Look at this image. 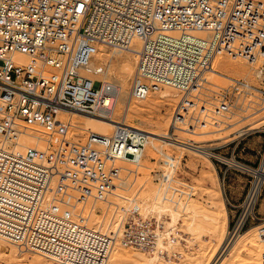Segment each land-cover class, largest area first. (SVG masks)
I'll use <instances>...</instances> for the list:
<instances>
[{
    "label": "built area",
    "instance_id": "built-area-1",
    "mask_svg": "<svg viewBox=\"0 0 264 264\" xmlns=\"http://www.w3.org/2000/svg\"><path fill=\"white\" fill-rule=\"evenodd\" d=\"M135 42L140 51L129 96L143 100L165 87L178 92L173 131L215 127L252 109L246 98L253 91L243 82L214 89L197 84L217 55L248 63L263 58L261 2L0 0V239L6 246L58 264H105L115 242L146 253L156 249L164 235L160 221L143 218L133 198L122 209L107 201L127 183L122 173L136 175L144 133L117 125L109 136L89 133L74 142L58 119L60 111H110L114 81L105 66L89 62L98 46L122 53ZM15 55L28 64L15 63ZM257 72L262 79L264 68ZM27 136L42 147L21 148ZM97 203L113 212L96 209ZM93 213L96 223L89 220ZM170 234L162 236L164 244L174 240Z\"/></svg>",
    "mask_w": 264,
    "mask_h": 264
},
{
    "label": "rangeland",
    "instance_id": "rangeland-1",
    "mask_svg": "<svg viewBox=\"0 0 264 264\" xmlns=\"http://www.w3.org/2000/svg\"><path fill=\"white\" fill-rule=\"evenodd\" d=\"M255 1L264 4V0ZM137 54L134 59L135 66ZM219 57L240 61L241 69L232 72L214 70L212 66L209 69L212 74L211 85L201 86L208 89H214L212 86L227 88L232 80L243 82L254 90L246 98V103L251 102L252 109L249 108L239 116L221 120L223 123L218 128L215 126L203 133L190 135L173 131L171 123L169 126L176 109L175 101L152 93L141 103L131 101L134 110L130 112V116L136 117L133 116L132 120L126 122L156 137H152L154 140L145 144L146 156L136 169L137 175L122 173L127 183L133 182L131 189L127 192L118 189L117 192L127 199H131L138 192L135 203L138 210L149 218L160 219L161 223L163 221L166 225L164 230L174 227L173 231L171 228H167V231L176 238V242L168 245V241L164 246L170 253H176L175 257L163 258L157 253L155 258H151L152 253L124 249L116 243L105 264H264V181H260V178L257 181L256 175L232 166L234 162L256 174L263 169L264 96L260 92H264V73L262 79L258 78L257 69L264 68V52L263 58L255 64L226 55ZM116 75L110 74V78L120 80ZM132 76L125 82L123 90L129 89ZM121 104L118 100L113 108L116 121L121 118L119 113L122 115L126 109V105ZM69 127L68 138L74 142H83L91 132L107 134L112 131L111 127L80 119L70 120ZM200 130L202 129L194 132ZM166 132L173 139L179 140L167 138ZM173 142L202 147L207 152H212L214 157L210 159L213 156L210 153L200 156L174 146L176 144ZM172 154L178 158L175 169L166 168L162 164V156L170 157ZM122 166L133 170L129 165ZM164 171L166 177L161 182L156 181L155 172ZM232 181H236L245 191L243 203L237 210L227 199V186ZM255 184L260 185L256 198L247 203ZM96 209L103 210L105 205L97 203ZM158 245L163 247L161 242ZM216 254L217 258L212 263ZM0 264L58 263L46 257H29L21 247L10 246V251L0 247Z\"/></svg>",
    "mask_w": 264,
    "mask_h": 264
},
{
    "label": "bare ground",
    "instance_id": "bare-ground-1",
    "mask_svg": "<svg viewBox=\"0 0 264 264\" xmlns=\"http://www.w3.org/2000/svg\"><path fill=\"white\" fill-rule=\"evenodd\" d=\"M138 51H140V43H138V42L133 43L128 50H126V51H124L122 53H112L111 54V53H109V51L104 46H98V47H96V51L93 54V57H92V59L89 62V67L90 68H97L99 66H105L106 67V71H107V75L109 77H110V74L111 75L112 74L113 75L114 74H117L116 76L120 77V80L121 79L122 80L120 81V80H117V79L115 80V78L114 79L112 78V80L114 81V85L116 86V89L117 90H116L115 97H114V104H113V106H112V108H111L110 111L101 112V113H99V115H96V116H86V115H82V114L77 113V112H74V111H60L58 113V119L61 122L68 124V132L70 130V127H69L70 120L80 119V120H83V121H86V122H92V123L101 124V125H105V126L111 127L112 128V131L114 130V128L117 125H123V126L129 127V128L135 129L137 131L143 132L144 135H145V138H146V143H148L150 140H154V138L156 136H154V135H152L150 133L144 132V131H142V130L136 128V127H133L131 125H128L126 123L128 120L131 119V117L133 118V116H135V115L130 116V115H132V114H130V112L134 110V106H132L131 101H135L136 103L140 101V103H141V101L144 100V99L143 100H134V99L130 98V96H129V89H127L126 91L122 89L123 86L125 85V82H127V79H129L132 75L134 76V74H135V71H134V66H135L134 59H135V54H137ZM220 55H223V54H220ZM235 59H238V58H235ZM137 60H138V56H137ZM259 60L253 61V62H249V63L247 62V63L248 64H255ZM13 61L15 63L19 64V65L28 64V58L26 56H23V55H15L13 57ZM240 64H242V63H240V61H238V60H236V61H233V59L232 60L231 59L224 60V58H220L219 55H217V56H215L213 58L212 63H211V67L213 66V69L214 70L222 69V70H225V71L231 70L233 72V71H237V70L241 69V65ZM136 65H137V63H136ZM209 69L207 71H205L202 74L201 78L199 79L198 84H197V87L198 88L201 87L202 84L203 85L204 84H207V85L210 84V82H211V75L212 74L210 73ZM135 70H136V66H135ZM133 71H134V74H133ZM207 87H210V86H207ZM212 87L215 88L216 86H212ZM247 88L249 90L254 91L253 88L250 87L249 85H247ZM156 93L160 97L167 98V99H173L175 101V106L180 101V94L178 92H176L175 90H172L170 88L165 87V88L161 89L160 91H158ZM150 95L151 94H149L148 96H150ZM118 100L121 101V103H122L121 105H126V109L122 113V115H121V113H119V115L121 116V118H120L119 121H116V120H114V110H113V108L117 105ZM129 101H130V103H129ZM124 103H126V104H124ZM170 123L171 122L169 121V126H170ZM220 125L221 124L218 123L216 125V128H218V126H220ZM212 127H214V126L212 125L211 127L201 128L202 130H200L198 132H193V131L187 132L183 128H178V133L183 132V133H188L190 135L191 134L192 135H196V133H203L205 131H208ZM112 131L110 133H107V134H104V133L101 134V133H98V132H93V133L94 134H97V135H101V136H109L112 133ZM152 137H154V138H152ZM166 137L169 138V139H171V140H179V139H173L172 137H170L167 134V132H166ZM173 144H176L174 146H177V147L186 149V150L191 151L193 153L199 154L200 156H205L206 154L209 153V152L206 151V149L205 150L202 149V147L201 148L200 147L198 148V147L193 146V145H185V144L178 143V142H173ZM173 144H171V145H173ZM19 145H20L21 148H24V147H38V148H41L42 147V143L35 141L33 139V137H31V136L22 137L21 140H20ZM144 151H145V145H144V149H143L142 159L146 156V155H144ZM162 157L163 158H166V161L164 162V167H166V168L170 167V169H172V168L175 169L176 166H178V158L176 156H174V154H172L170 157L169 156H166V155H163ZM141 163L142 162H140L139 166L141 165ZM233 163L234 162H232V166H234V167H236V168H238V169H240L242 171H246V172H248L250 174H253V176L256 175L257 181H258L259 178H260V181H262V182L264 181V159H263V169H262V171L260 173L258 172V174H256L253 171H250V170H247V169L241 167L239 164H236V163L233 164ZM119 164L122 165L123 163H119ZM123 165H126V164H123ZM164 174H165V171H164ZM136 175H137V173H136ZM165 177H166V175H165ZM161 181H162V179L159 180V182H161ZM170 181L171 182L173 181L172 178H171ZM131 184H133V182L132 183H126L124 185L125 189L123 187V190H126L125 192L129 191L131 189ZM259 188H260V185L255 184L253 190L251 191V193L249 194V196L247 198V203H248V201L250 202L251 199H252V202L254 201V199L256 198V194H257ZM137 195H138V192L132 197L133 198V201L130 202L134 206H135V203H136V198H137L136 196ZM112 199L117 200V201H113ZM127 200H130V199L125 198L122 194H120L116 190V191H114L112 193V195L110 197H108V200L107 201H108V203L115 204V205L119 206L122 209V206H124L123 208H127V206H128ZM102 204L105 205V209H103L101 211H103L105 214H110L111 212H113V210H112L113 208L112 207H110L109 205H106L105 203H102ZM137 209H139V208H137ZM139 214L143 218H149L141 210H139ZM154 219L157 220L158 222L159 221L161 222L160 219H157V218H154ZM89 220L92 223H94V222L96 223L99 220V217H97L96 214L93 213L92 215L89 216ZM161 224H163V226L166 227V225H165V223L163 221H162ZM167 228H171L170 230H172V231L174 229V227H167ZM167 228H165V230H164V233H163L164 235L161 234V238H159V240H158V242L156 244V249L153 250V252H150V253H152L151 254V258H155V255L157 253L160 254L161 252L165 251V246H164V243L162 241V236H165V235H168L169 234V232H168L169 230L167 231ZM173 238H174V240L171 241V239H170V241L168 242V245L173 244V243L176 242V238L175 237H173ZM159 242H161L163 244V247L160 246V245H158ZM116 243H118V242H115L114 245ZM118 244L122 248L128 249V248L123 247L120 243H118ZM113 246H112V248H113ZM0 247H2V248H4V247L5 248H8V251H10V246L9 245L6 246V242H4V240H1V239H0ZM13 247L14 248H17V246H13ZM21 249L29 257H44V256H42L40 254L31 252V251H27L23 247H21ZM131 250H133V249H131ZM135 251L143 252L141 250H135ZM144 253H146V252H144ZM217 255L218 254H216V256L214 257V260H212V263L217 258ZM160 257L170 258V257L161 256V254H160Z\"/></svg>",
    "mask_w": 264,
    "mask_h": 264
},
{
    "label": "crops",
    "instance_id": "crops-1",
    "mask_svg": "<svg viewBox=\"0 0 264 264\" xmlns=\"http://www.w3.org/2000/svg\"><path fill=\"white\" fill-rule=\"evenodd\" d=\"M248 145H244V147ZM240 151H243V149H241ZM230 182V178L228 179ZM233 183L229 184L227 187L229 188V195L227 196V199H229L232 202V207L234 209H238L239 206L243 203V200L245 198V191L243 187H239L238 184H236V181H232ZM229 197V198H228ZM258 214V213H257Z\"/></svg>",
    "mask_w": 264,
    "mask_h": 264
}]
</instances>
